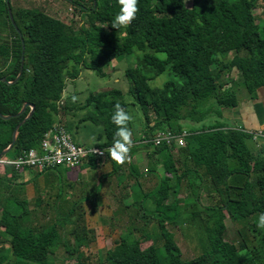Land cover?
<instances>
[{
  "label": "trees",
  "instance_id": "16d2710c",
  "mask_svg": "<svg viewBox=\"0 0 264 264\" xmlns=\"http://www.w3.org/2000/svg\"><path fill=\"white\" fill-rule=\"evenodd\" d=\"M69 1L87 17L81 29L41 9L15 7L7 0H0V78H7L0 81V112L16 115L25 103L35 105L33 115L20 126L16 143L6 155L16 157L40 145L45 133L59 121L60 113L69 108L68 104L60 103L69 78L77 79L82 69L104 77L105 68L113 60L141 51L143 56L139 61L125 70L128 90L113 87L92 93L86 103L92 110L83 120L101 124L104 133L99 139L104 142L98 146L111 147L117 131L111 120L114 105L120 103L129 112L127 92L143 110L146 131L138 143L136 138L132 139V146L142 145L147 149L151 163L163 171L155 214L160 216L158 224L164 242L162 247L154 243L143 246L151 235L145 232L138 236L137 231L145 230L132 225L129 234L126 227L116 233L111 247L98 250L100 261L107 264H264L259 251L250 250L251 255L246 259L238 253L241 249H250L248 242L257 236L251 232L256 231L254 225L258 224L251 223L252 226L247 220L264 213V138L254 139L247 129L217 121L198 129L188 128L192 134L187 138V146L177 152L167 144L155 146L151 141L146 142L158 130L186 129L184 122H196L194 114L208 99L223 108L237 107L241 83L250 98H257L258 90L264 88V18H258L255 10L261 1L264 8V0H192V6H188L187 0H138L136 18L127 28L120 29L111 27L119 12L118 0ZM10 8L19 31L11 21ZM19 32L25 41L24 68L15 81L22 63ZM232 52L235 54L230 59ZM159 53H166L167 59H161ZM235 69L240 74L239 83L231 77ZM167 71L173 78L162 87L154 88L151 81ZM30 111L31 107H27L19 116L9 119L0 116V154L12 143L14 130ZM127 126L133 135L132 121ZM87 162L92 168L108 163L106 176L124 175V171L120 173L124 164H116L108 154L106 159L91 157ZM131 162L130 159V168L133 167L130 173L135 176L137 170ZM152 171L150 166L146 173L150 175ZM19 173L12 166H6L3 171L0 167V237L3 238L2 229L11 233V238L0 239V264H53L56 227L46 228L48 223L37 225L39 216L35 217L29 209L27 199L16 196L13 202H8L9 197L3 195L9 188L8 181L17 179ZM185 185L193 187L191 206L199 207L193 209L192 219H201L202 212L206 214V220H201L211 246L210 250L190 259H184L168 227L180 220L175 208L181 204L183 198L179 199L178 193ZM79 200L68 213L75 216L70 219L68 234L75 240L78 264H93L83 220L85 212L81 211ZM60 202L56 206L58 211ZM36 203L42 205L39 200ZM128 207L126 211L133 215ZM63 211L66 210L60 212ZM227 216L234 222L248 223L253 230L245 236L240 232V241L228 242ZM7 245L9 251H6Z\"/></svg>",
  "mask_w": 264,
  "mask_h": 264
},
{
  "label": "rangeland",
  "instance_id": "374dc122",
  "mask_svg": "<svg viewBox=\"0 0 264 264\" xmlns=\"http://www.w3.org/2000/svg\"><path fill=\"white\" fill-rule=\"evenodd\" d=\"M192 2V0H187L188 6H192ZM11 3L15 7L41 9L72 25L75 29H81L87 22V17L84 16L80 8L72 4L69 0H11ZM262 3L263 1L260 2L255 10L258 18H264ZM234 54L235 52H232L229 58L231 59ZM142 56L143 53L141 51H136L134 54L125 56L120 60H113L105 68L106 76L104 77L98 75L93 70L82 69L77 79L73 80L69 78L67 80V87L63 96L64 103L62 105L68 104L69 108H66L60 113L58 122L66 126L77 143L86 146L103 144L104 139H99V136L104 133L103 126L93 123L90 119L83 120V118H87L92 110V106L86 107L87 98L92 93L113 87L127 91L129 81L126 78L125 70L138 62ZM239 75L238 70L235 69L231 77L239 83L241 79ZM172 78L173 75L167 71L152 80L151 84L154 88H160L166 81ZM239 85L240 87H238L237 93L242 105L249 99V94L245 90L243 83ZM74 97L76 98L75 100L73 99ZM126 101L128 102L129 113L132 116L131 121L134 131L132 139L136 138L137 140L135 142L138 143L144 135L143 131H146L144 112L136 103L134 97L127 92ZM231 114L230 110L217 105L215 100L208 99L200 104L197 112L194 114L196 122L185 121L184 127L186 130L188 128L198 129L202 126H209L217 121L224 125H231L233 120L230 116ZM186 146L184 145L183 147ZM131 148H133L132 154L135 152L136 159L129 157L128 161L125 162L123 170L120 172L122 173L124 171V175L122 174L123 177L121 175V177L117 178L116 174L106 176L105 173L109 171L107 168L109 166L108 163L92 168L85 161L77 167L61 166L57 167V169H47L39 174L37 173L39 170L35 168H24V170L20 171L17 179L8 181L9 188L3 192V195L9 197L8 199L10 201L7 200L8 202H13L16 196L21 199L29 198V209L32 207L37 209H33L34 216H39L37 225H45L48 223L45 225L47 226L46 228L53 226V229H55L56 227V231L54 232L55 245L53 246L52 254L53 264H78L77 252L74 250L76 243L73 236L68 234L71 228L68 226L70 225V219H75V216L71 217L68 213L78 199H80L78 203L82 204L81 211L85 212L83 220L88 232V249L91 252L93 264H107L100 261L98 250L111 247L113 237H117L115 236L116 233H120L126 227L128 228L126 234H129V229L132 225H134V228L139 227L145 230L144 232L137 231L138 236L145 232L151 235L150 239L143 243V246H148L151 243L160 247L163 246L164 240L158 224L160 216L157 213L155 214V210L157 211L155 209V200L158 198V183L161 177H163V171L154 163H149L147 158H143V165L139 163L140 152L144 150L142 145ZM137 154L138 156H136ZM130 158L131 163L138 162L136 167L140 174L136 172V177L130 173L133 168H130ZM150 166H153V171L149 175L145 171ZM1 169L3 171V167ZM24 174L29 178L26 182L21 177ZM192 188L185 185L182 191L178 193V198H183L181 204L175 208L176 212L178 211L180 213V220L176 225H168L182 250L184 259H190L211 249L207 230L204 225L205 223L201 220H206V214L202 212L201 219H192L193 209H199V207L193 208L191 206L193 203L191 199L192 193H190ZM59 189L64 190L65 193L71 191L70 196L64 197L63 203L65 204L66 211L63 212L56 210L54 208L55 206H53L55 204L57 205L60 200L58 197L61 193ZM37 197L42 199H36ZM90 198L92 200H88ZM36 200H39L42 205L37 207L35 204ZM7 201L5 200L4 203L6 204ZM204 202L206 201L204 200ZM126 205L130 206L127 208L128 211L130 209L133 210V215L128 214ZM90 209L93 211L91 212ZM18 210H20V207ZM66 220L67 223H65ZM225 221L228 229L226 231V238L228 242H232L240 241V232H242L243 236L246 233L249 234L253 230V227L249 226V224L252 226L254 224L251 223L258 224L259 218L252 217L248 219L249 224L244 221L234 222L228 216ZM114 223L115 225L110 227ZM254 227L256 231L251 232V234L253 233L252 235L257 236L252 242H248L247 240L250 249H241L238 252L242 259H246L251 255L250 250L254 252L259 251L264 258V228L255 225ZM1 231L3 232V238H11L10 232H6L3 229ZM3 238L0 237V239ZM8 247L7 245L6 251H9Z\"/></svg>",
  "mask_w": 264,
  "mask_h": 264
},
{
  "label": "built area",
  "instance_id": "2783aa9c",
  "mask_svg": "<svg viewBox=\"0 0 264 264\" xmlns=\"http://www.w3.org/2000/svg\"><path fill=\"white\" fill-rule=\"evenodd\" d=\"M64 103V97L60 102ZM247 132L253 135L254 139L264 138L263 129H247ZM192 134L191 131L184 129L181 132L172 130H158L153 137L146 142L151 141L155 146L167 144L177 152L187 144V138ZM109 147H100L98 145L86 146L77 143L69 133L66 126L57 122L44 135L39 146L25 150L16 157L8 155L0 156V167L12 166L19 172L24 168H35L37 170L55 169L57 167H77L91 157H107L105 151L103 155L99 151Z\"/></svg>",
  "mask_w": 264,
  "mask_h": 264
},
{
  "label": "clouds",
  "instance_id": "9594fccd",
  "mask_svg": "<svg viewBox=\"0 0 264 264\" xmlns=\"http://www.w3.org/2000/svg\"><path fill=\"white\" fill-rule=\"evenodd\" d=\"M119 12L114 16L111 27L114 29L127 28L136 18L139 11L138 0H118ZM161 59H167L166 53L158 54ZM76 99L75 97L73 98ZM112 123L117 126V131L113 136L111 147L99 151L103 155L106 151L110 159L118 165L125 164L129 159V153L133 145L132 131L127 126L132 120L129 112L120 103L114 105L111 117ZM258 227L264 228V213L259 214Z\"/></svg>",
  "mask_w": 264,
  "mask_h": 264
},
{
  "label": "crops",
  "instance_id": "0c3cea01",
  "mask_svg": "<svg viewBox=\"0 0 264 264\" xmlns=\"http://www.w3.org/2000/svg\"><path fill=\"white\" fill-rule=\"evenodd\" d=\"M226 109L230 110V112L232 113L230 115L231 118H233L232 124H231L232 126H236L238 128H242V129H254V130L264 129V88H260L258 90L257 98L252 99L249 96V99L246 102H244L242 105H241V102H240L237 107L226 108ZM228 112H227V115H228ZM228 125H230V124H228ZM132 149L133 148H131V150H130L131 157L133 159H136V157L134 155L135 152L132 154ZM130 154H129V156H130ZM140 154L141 155H140L139 163H142L141 165H143V158H145V159L147 158V160H149V163H151V161H150V159H149V157L147 155V149H144L142 152H140ZM136 156H138V154ZM137 163H133L134 166H135L134 167L135 170H138L137 167H136ZM137 172H139V171H137ZM21 177H23L25 182L29 179L28 177H26L25 174L23 176H21ZM59 190L61 192L59 194L60 195L59 198L62 201V203L60 202L61 203V207H59V211H62V210H65V204L63 203L64 197L65 196H70V192L71 191H67V193H65L64 190H61V189H59ZM35 204H36L37 207H39L36 202H35ZM53 206H55L54 208L57 210L56 206H58V203H57V205L55 204ZM33 209L37 210L34 207L30 208V210H32V211H33Z\"/></svg>",
  "mask_w": 264,
  "mask_h": 264
},
{
  "label": "water",
  "instance_id": "95a60500",
  "mask_svg": "<svg viewBox=\"0 0 264 264\" xmlns=\"http://www.w3.org/2000/svg\"><path fill=\"white\" fill-rule=\"evenodd\" d=\"M7 3L10 4L11 3V0H7ZM9 13H10V18H11V21L13 22L15 28L19 31V28L16 24V21H15V18H14V15H13V12H12V9L10 8L9 9ZM20 33V36H21V40H22V63H21V70H20V73L18 75V77L15 79V81L18 80V78L21 77L22 73H23V68H24V51H25V41L22 37V34L21 32ZM0 81H7V78L6 77H2L0 78ZM13 81H9V83H12ZM27 107H31V111L30 113L17 125L16 129L14 130V133H13V140H12V143L0 154V156H3L5 154H7L14 146V144L16 143V140H17V132H18V129L20 128V126L25 123L34 113L35 111V105L33 103H30V102H27L25 103V105L23 106L22 110L20 112H18L16 115H3L1 112H0V116L3 117L4 119H9L13 116H19L21 115L22 113L25 112V110L27 109Z\"/></svg>",
  "mask_w": 264,
  "mask_h": 264
},
{
  "label": "bare ground",
  "instance_id": "6f19581e",
  "mask_svg": "<svg viewBox=\"0 0 264 264\" xmlns=\"http://www.w3.org/2000/svg\"><path fill=\"white\" fill-rule=\"evenodd\" d=\"M249 257V256H248Z\"/></svg>",
  "mask_w": 264,
  "mask_h": 264
}]
</instances>
